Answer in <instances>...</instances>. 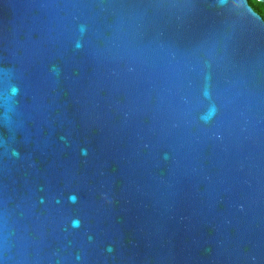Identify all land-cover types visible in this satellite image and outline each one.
<instances>
[{"label": "water", "instance_id": "obj_1", "mask_svg": "<svg viewBox=\"0 0 264 264\" xmlns=\"http://www.w3.org/2000/svg\"><path fill=\"white\" fill-rule=\"evenodd\" d=\"M0 264H264L248 0H0Z\"/></svg>", "mask_w": 264, "mask_h": 264}, {"label": "flooded vegetation", "instance_id": "obj_2", "mask_svg": "<svg viewBox=\"0 0 264 264\" xmlns=\"http://www.w3.org/2000/svg\"><path fill=\"white\" fill-rule=\"evenodd\" d=\"M248 1H249L250 5L252 6V4H251V0H248ZM260 3H261V5H264V1L260 0ZM253 7H254L257 11H260V10H261L260 5H258V4H254ZM257 11H256V12H257ZM259 14L262 15V17L264 18V10H261V12H259Z\"/></svg>", "mask_w": 264, "mask_h": 264}, {"label": "clouds", "instance_id": "obj_3", "mask_svg": "<svg viewBox=\"0 0 264 264\" xmlns=\"http://www.w3.org/2000/svg\"><path fill=\"white\" fill-rule=\"evenodd\" d=\"M251 4H252V8H253V10H254V11H257V10L253 7V5L256 4L255 0H251ZM258 5H259V4H258ZM260 8H261V7H260ZM261 10H262V9H261ZM261 10H260V11H257V12L259 13V12H261Z\"/></svg>", "mask_w": 264, "mask_h": 264}, {"label": "snow or ice", "instance_id": "obj_4", "mask_svg": "<svg viewBox=\"0 0 264 264\" xmlns=\"http://www.w3.org/2000/svg\"><path fill=\"white\" fill-rule=\"evenodd\" d=\"M256 4H259L261 9L264 10V5H261L260 0H255Z\"/></svg>", "mask_w": 264, "mask_h": 264}]
</instances>
